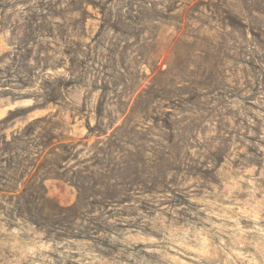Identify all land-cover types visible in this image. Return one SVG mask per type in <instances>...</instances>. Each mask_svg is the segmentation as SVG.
Returning a JSON list of instances; mask_svg holds the SVG:
<instances>
[{"label": "rangeland", "instance_id": "1", "mask_svg": "<svg viewBox=\"0 0 264 264\" xmlns=\"http://www.w3.org/2000/svg\"><path fill=\"white\" fill-rule=\"evenodd\" d=\"M0 189V264H264V0H0Z\"/></svg>", "mask_w": 264, "mask_h": 264}, {"label": "trees", "instance_id": "2", "mask_svg": "<svg viewBox=\"0 0 264 264\" xmlns=\"http://www.w3.org/2000/svg\"><path fill=\"white\" fill-rule=\"evenodd\" d=\"M29 98V97H28ZM14 116V113H11L10 117H13ZM0 191H3L2 189H0Z\"/></svg>", "mask_w": 264, "mask_h": 264}]
</instances>
